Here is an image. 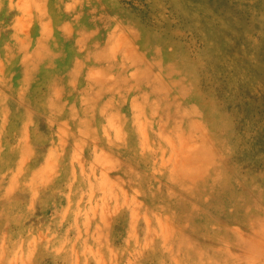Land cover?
Wrapping results in <instances>:
<instances>
[{
    "label": "rangeland",
    "instance_id": "1",
    "mask_svg": "<svg viewBox=\"0 0 264 264\" xmlns=\"http://www.w3.org/2000/svg\"><path fill=\"white\" fill-rule=\"evenodd\" d=\"M0 264H264V0H0Z\"/></svg>",
    "mask_w": 264,
    "mask_h": 264
}]
</instances>
